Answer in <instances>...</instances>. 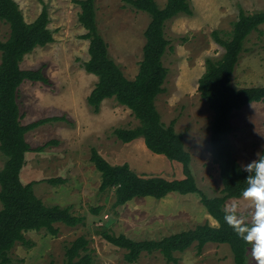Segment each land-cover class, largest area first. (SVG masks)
I'll use <instances>...</instances> for the list:
<instances>
[{
    "label": "rangeland",
    "instance_id": "1",
    "mask_svg": "<svg viewBox=\"0 0 264 264\" xmlns=\"http://www.w3.org/2000/svg\"><path fill=\"white\" fill-rule=\"evenodd\" d=\"M14 1L26 23H32L46 8L47 29L53 37L52 43L35 48L20 64L22 70H40L49 81L48 85L30 81L20 85L17 104L21 124L54 117L65 119L46 122L25 135L32 148H44L40 153L27 155L21 180L37 182L34 193L45 205L72 206L73 213L84 221L73 228L55 225L56 237L44 231L25 233L30 244L17 243L13 247L9 254L11 264H62L65 248L79 237L88 240L93 264H127L123 260L125 251L108 244L102 232L124 235L133 241H158L205 223L217 227L197 194H169L159 201L137 198L112 208L113 190L99 191L101 176L90 161L93 148L111 165L128 163L137 174L172 180L182 177L181 167L151 153L141 139L124 145L113 135L114 129H132L139 124L131 111L114 99L104 100L98 114L87 105L86 99L97 78L87 74L83 67L89 59V42L82 38L86 30L78 21L81 9L75 1L79 0ZM155 2L163 7L166 0ZM94 4L98 30L110 58L127 79L133 80L142 60L143 33L149 16L134 10L125 0H95ZM190 6L192 16L180 15L165 23L164 36L169 46L163 66L167 76L164 92L156 97L154 105L165 126L175 121L174 130L182 135L191 157L190 170L197 189L213 198L221 196L223 189L219 167L211 155L214 112L200 96L198 81L205 72V61L219 60L224 53L212 33L229 40L239 12L264 13V0H190ZM9 34V26L0 23V41L8 39ZM231 86L264 87V25L245 40ZM230 125L232 155L243 167L264 149V102L234 111ZM4 163L5 157L0 152V170ZM58 178L65 183L54 186L45 182ZM235 205L239 210L232 220L253 224L252 202L244 197L229 199L224 210L228 212ZM251 248L250 244L246 264H258ZM174 257L176 261L168 263L159 252L142 253L134 264H234L227 244H206L198 252L194 243Z\"/></svg>",
    "mask_w": 264,
    "mask_h": 264
},
{
    "label": "trees",
    "instance_id": "2",
    "mask_svg": "<svg viewBox=\"0 0 264 264\" xmlns=\"http://www.w3.org/2000/svg\"><path fill=\"white\" fill-rule=\"evenodd\" d=\"M94 1H75L81 9L78 21L86 30L82 38L89 42V59L83 65L84 71L97 78L94 89L86 99L87 105L93 113L98 114L104 100L114 99L118 105L129 109L139 122L138 126L114 129L113 135L124 145L141 139L151 153L180 165L182 173L181 178L172 180L137 174L128 163L111 165L93 148L90 161L101 176L99 191L113 190L112 208L122 207L137 198L159 201L169 194H197L207 214L217 222V227L205 223L158 241H133L124 235L115 236L107 232L101 233L102 238L111 246L125 251L123 260L127 264L136 263L142 253L153 252H159L166 262L172 263L176 261L175 253L186 251L194 243L198 252L206 244H227L234 264H246L250 243L243 240L240 234H246L252 224L237 223L231 217L229 223L225 222L226 201L242 198L248 186V173L243 171L232 155L230 117L234 111L248 104L264 102V87L236 89L231 86V78L245 40L264 25V13L247 15L240 11L229 40L221 39L216 32L212 33L224 53L219 60L205 61V72L198 81V92L214 112L211 155L219 167L223 189L221 196L209 198L197 189L190 170L191 157L185 150L182 135L174 130L175 121L165 126L154 105L156 97L164 92L163 83L167 76V69L163 66V57L169 46L164 36L165 23L180 15L192 16L190 0H166L163 7H159L155 0H125L134 10L150 18L143 33L142 60L133 80L123 75L108 54L107 44L98 30ZM48 22L46 8L32 23H26L14 0H0V23L8 25L10 30L8 39L0 41V152L5 157L0 170V264H11L9 254L17 243L29 246L25 233L44 231L46 235L56 237L58 228L55 225L73 228L84 221L83 217L73 213L72 206L45 205L34 193L37 182L24 183L21 180L27 155L40 153L44 148H32L25 135L46 122L65 120L54 117L22 125L17 104L18 89L23 82L49 84L40 70H22L20 67L24 57L35 48L53 42L52 33L47 29ZM260 154H264V149ZM45 182L54 186L65 183L60 178ZM88 245L84 237L73 241L65 248L62 264H93Z\"/></svg>",
    "mask_w": 264,
    "mask_h": 264
},
{
    "label": "clouds",
    "instance_id": "3",
    "mask_svg": "<svg viewBox=\"0 0 264 264\" xmlns=\"http://www.w3.org/2000/svg\"><path fill=\"white\" fill-rule=\"evenodd\" d=\"M243 171L248 173L247 188L242 196L254 205V222L246 234L241 238L252 245L251 253L258 264H264V154H257V158L243 166ZM232 209V206L228 207ZM238 206L225 213V222L229 223L230 217H236ZM239 234V233H238Z\"/></svg>",
    "mask_w": 264,
    "mask_h": 264
}]
</instances>
